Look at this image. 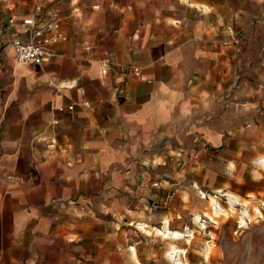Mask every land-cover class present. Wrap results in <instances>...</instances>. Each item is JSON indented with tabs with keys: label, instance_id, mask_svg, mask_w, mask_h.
<instances>
[{
	"label": "crops",
	"instance_id": "1",
	"mask_svg": "<svg viewBox=\"0 0 264 264\" xmlns=\"http://www.w3.org/2000/svg\"><path fill=\"white\" fill-rule=\"evenodd\" d=\"M36 1H0V264H104L116 212L151 211L219 176L216 189L241 179L209 149L230 145L233 82L245 84L237 113L264 132V0L197 1L176 17L165 5L138 49L135 14L124 12L122 60L93 51L113 24L92 16L78 40L61 19L68 40L54 57L19 63L7 24L52 20ZM233 60L256 73L233 75Z\"/></svg>",
	"mask_w": 264,
	"mask_h": 264
},
{
	"label": "rangeland",
	"instance_id": "2",
	"mask_svg": "<svg viewBox=\"0 0 264 264\" xmlns=\"http://www.w3.org/2000/svg\"><path fill=\"white\" fill-rule=\"evenodd\" d=\"M197 1L212 0H37L32 8L38 6L37 10H49L55 16L52 20L63 19L70 37L72 35L78 40L83 36L81 28L86 21L93 22L95 18L92 16H100L99 21L109 23V26L113 24L115 30L109 28L106 35L98 36L97 39L104 38L105 43L100 46L96 40L93 48H97L93 51L96 53L99 49L100 55L122 60L128 53L125 50L129 38L119 36L116 27L122 23L124 12L135 14L136 30L131 38L135 49H138L147 41L148 26L156 21L155 14L163 6L173 9L171 15L176 17L195 12V7L190 6L198 5ZM25 6L29 7V4ZM113 12L115 19L111 15ZM104 13L108 14L106 19L102 18ZM7 26L10 27L9 22ZM235 31L231 28L233 39ZM246 70L256 73V68L239 67L233 60V75H241ZM243 85L233 82L231 86L232 130L227 132L231 138L230 145L209 149L215 150L221 159H226L223 167L228 175L230 170H234L235 174L242 175L241 179L236 181L232 178L231 183L222 186L225 189H216L221 186L223 178L219 176L216 187L213 182L200 186L195 184V187L188 185L190 190H184L183 196L172 192L164 202L152 203L151 211L126 212V215L116 212L114 253L103 260L104 264H139L138 259L142 264H264V163L260 162L264 160V132L251 130L247 125L250 118L237 113L238 96ZM256 87L259 86L248 83L245 88L248 92H255ZM201 191L207 196L203 197ZM230 196H238L240 201L232 203ZM134 219L145 221L146 225L130 224ZM167 226L194 236L164 237L158 230ZM188 238L192 239L191 242L187 241ZM173 247L186 249L179 262L171 256Z\"/></svg>",
	"mask_w": 264,
	"mask_h": 264
},
{
	"label": "built area",
	"instance_id": "3",
	"mask_svg": "<svg viewBox=\"0 0 264 264\" xmlns=\"http://www.w3.org/2000/svg\"><path fill=\"white\" fill-rule=\"evenodd\" d=\"M38 9L40 10V8ZM9 25L14 29L9 43L19 63L42 65L54 57L55 45L68 40L59 19L41 21L36 18H25L22 20L23 26L18 27L17 20L11 18ZM1 29L0 25V31ZM85 105L89 107L90 103L86 102ZM74 107L75 105L72 104L69 109H74Z\"/></svg>",
	"mask_w": 264,
	"mask_h": 264
},
{
	"label": "bare ground",
	"instance_id": "4",
	"mask_svg": "<svg viewBox=\"0 0 264 264\" xmlns=\"http://www.w3.org/2000/svg\"><path fill=\"white\" fill-rule=\"evenodd\" d=\"M46 63V62H45ZM201 193L203 194V197H206L207 195H206V193L204 192V191H201ZM233 194V193H232ZM229 195H230V193H229ZM230 200H231V202L232 203H234V202H238V201H240V198L238 197V196H230ZM215 204H216V202H214ZM217 206V205H216ZM215 206V207H216ZM215 209H217V208H215ZM246 213L247 214H249L248 213V211H246ZM198 219H199V217H198ZM242 221L244 222V223H246V221L244 220V219H242ZM168 224L170 223V221L169 220H167L166 221ZM158 232H159V234H162L164 237H167V238H169V237H174V238H180V237H185V236H194V235H192V234H187L186 232L187 231H179V230H174V229H170V227H166V229H162V228H160L159 230H158ZM190 232V231H189ZM191 238H188L187 239V241L188 242H191ZM173 249V251L171 252V256H172V258L173 259H175L176 261H181L182 260V254H186V249L185 250H183V249H180V248H176V247H173L172 248ZM138 263L139 264H142L141 263V261L138 259Z\"/></svg>",
	"mask_w": 264,
	"mask_h": 264
}]
</instances>
